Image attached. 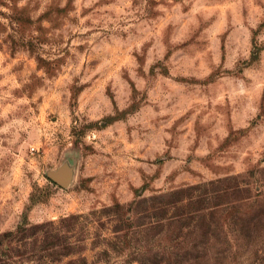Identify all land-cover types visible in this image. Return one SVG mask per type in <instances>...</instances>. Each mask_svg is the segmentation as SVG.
<instances>
[{
    "label": "rangeland",
    "instance_id": "rangeland-1",
    "mask_svg": "<svg viewBox=\"0 0 264 264\" xmlns=\"http://www.w3.org/2000/svg\"><path fill=\"white\" fill-rule=\"evenodd\" d=\"M21 223L0 264H264V0H0V236Z\"/></svg>",
    "mask_w": 264,
    "mask_h": 264
},
{
    "label": "trees",
    "instance_id": "trees-1",
    "mask_svg": "<svg viewBox=\"0 0 264 264\" xmlns=\"http://www.w3.org/2000/svg\"><path fill=\"white\" fill-rule=\"evenodd\" d=\"M198 187H196V188H198ZM175 203H173L172 206H175ZM78 217L81 218L80 215H78L77 217L76 216L64 217V218L60 219V223H63L62 226L68 227V225L71 223L70 221H72V220H74V219H76ZM250 223L254 224L255 221L253 219H251V221H249V224ZM53 224H54L53 222H46L44 224L37 225V226H35V229H36L35 233H37V231H41L43 228H45L47 226L53 225ZM26 230H27V228L24 226V223H21L18 226V229L16 231H14V232H11V231L5 232V233H3L0 236V243L4 242V244L0 247V257H1V259L3 261L7 260V258L10 257V253H11V250H12V245H10V241L13 239V237L16 234H23V233H25ZM48 231H49V229L46 230V239L51 236V235L48 234ZM55 234L58 235V232L55 233ZM203 246H205V245H203ZM201 256H203V254L202 255L197 254V255H194V256H190V257H188V256L187 257H183L182 256V258H179L176 255V256H173V257H168V259H166L167 257H165V253H163V254H155L154 260L150 264H193V261H198V259ZM131 261H133V260H131ZM87 263H88V261H87V258L85 257V255H81L79 257H72V258H70L67 261V264H87ZM140 264H143V263H140Z\"/></svg>",
    "mask_w": 264,
    "mask_h": 264
},
{
    "label": "water",
    "instance_id": "water-1",
    "mask_svg": "<svg viewBox=\"0 0 264 264\" xmlns=\"http://www.w3.org/2000/svg\"><path fill=\"white\" fill-rule=\"evenodd\" d=\"M50 178L52 180H54L55 182H58L60 184H64V180L57 173H51Z\"/></svg>",
    "mask_w": 264,
    "mask_h": 264
}]
</instances>
